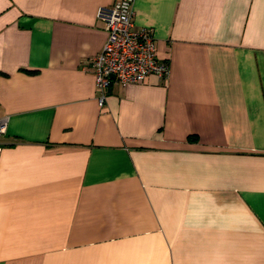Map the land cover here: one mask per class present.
<instances>
[{"label":"crops","instance_id":"obj_1","mask_svg":"<svg viewBox=\"0 0 264 264\" xmlns=\"http://www.w3.org/2000/svg\"><path fill=\"white\" fill-rule=\"evenodd\" d=\"M119 0H0V264H264V0H136L167 81L98 102Z\"/></svg>","mask_w":264,"mask_h":264},{"label":"built area","instance_id":"obj_2","mask_svg":"<svg viewBox=\"0 0 264 264\" xmlns=\"http://www.w3.org/2000/svg\"><path fill=\"white\" fill-rule=\"evenodd\" d=\"M135 1L119 0L112 7L98 10V18L106 24L108 38L102 51L90 60V66L101 107L105 105L107 89L113 81L127 87L144 82L151 75L167 81L170 74L168 62L158 57L152 31L135 28ZM6 130L7 120H0V137Z\"/></svg>","mask_w":264,"mask_h":264},{"label":"water","instance_id":"obj_3","mask_svg":"<svg viewBox=\"0 0 264 264\" xmlns=\"http://www.w3.org/2000/svg\"><path fill=\"white\" fill-rule=\"evenodd\" d=\"M114 78V76H112Z\"/></svg>","mask_w":264,"mask_h":264}]
</instances>
